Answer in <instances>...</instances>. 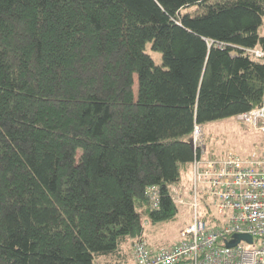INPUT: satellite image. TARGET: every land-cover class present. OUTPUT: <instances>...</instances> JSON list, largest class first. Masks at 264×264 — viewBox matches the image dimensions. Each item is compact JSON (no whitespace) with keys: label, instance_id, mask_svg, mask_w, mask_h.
<instances>
[{"label":"trees","instance_id":"16d2710c","mask_svg":"<svg viewBox=\"0 0 264 264\" xmlns=\"http://www.w3.org/2000/svg\"><path fill=\"white\" fill-rule=\"evenodd\" d=\"M263 17L264 0H0V264H133L179 212L194 124L264 102L246 53Z\"/></svg>","mask_w":264,"mask_h":264},{"label":"built area","instance_id":"2783aa9c","mask_svg":"<svg viewBox=\"0 0 264 264\" xmlns=\"http://www.w3.org/2000/svg\"><path fill=\"white\" fill-rule=\"evenodd\" d=\"M246 53L264 60L260 48ZM235 119L260 131L261 143L212 155L204 148L202 127L194 124L191 139L199 153L191 162L190 185L171 186L173 201L186 207L191 220L168 247L151 250L145 240L134 242L133 264H264V102ZM153 196L156 205V191ZM237 233L251 239L227 245Z\"/></svg>","mask_w":264,"mask_h":264},{"label":"rangeland","instance_id":"374dc122","mask_svg":"<svg viewBox=\"0 0 264 264\" xmlns=\"http://www.w3.org/2000/svg\"><path fill=\"white\" fill-rule=\"evenodd\" d=\"M264 24V17H263ZM264 32V31H263ZM145 51L150 54L153 61L156 64H161L162 58L160 51L151 47V42L146 41ZM135 94V84L133 85ZM210 134V135H209ZM204 148L207 151V147L215 146L216 149H250L254 142L261 143L262 134L260 131H255L247 126H244L236 121L234 116H229L214 121H210L203 125L202 128ZM210 137H207V136ZM210 139V141L208 140ZM190 179L189 170L181 171V181L187 184ZM191 220L190 213L186 210L185 206L179 207V212L174 219L162 221L157 224L158 228L153 233L147 234V240L145 239L147 246L149 243L152 245L151 250L159 249L162 247H168L169 244H162L166 239H172V242L178 240L179 230L187 225ZM155 244H162L159 247H155ZM153 247V248H152ZM155 247V248H154Z\"/></svg>","mask_w":264,"mask_h":264},{"label":"water","instance_id":"95a60500","mask_svg":"<svg viewBox=\"0 0 264 264\" xmlns=\"http://www.w3.org/2000/svg\"><path fill=\"white\" fill-rule=\"evenodd\" d=\"M240 239L250 240L251 237H250V235L245 234V233H237L234 235V237L231 240L227 241V245H229V246L234 245Z\"/></svg>","mask_w":264,"mask_h":264},{"label":"bare ground","instance_id":"6f19581e","mask_svg":"<svg viewBox=\"0 0 264 264\" xmlns=\"http://www.w3.org/2000/svg\"><path fill=\"white\" fill-rule=\"evenodd\" d=\"M237 121V120H236ZM238 122V121H237Z\"/></svg>","mask_w":264,"mask_h":264}]
</instances>
